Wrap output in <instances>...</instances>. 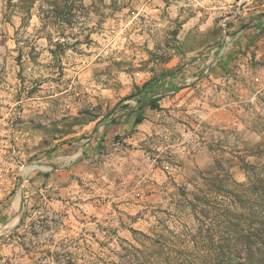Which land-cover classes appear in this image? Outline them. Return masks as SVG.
<instances>
[{
  "label": "rangeland",
  "instance_id": "374dc122",
  "mask_svg": "<svg viewBox=\"0 0 264 264\" xmlns=\"http://www.w3.org/2000/svg\"><path fill=\"white\" fill-rule=\"evenodd\" d=\"M260 19L264 0H0V264H92L131 229L189 227L194 171L246 181ZM154 80L158 108L138 106Z\"/></svg>",
  "mask_w": 264,
  "mask_h": 264
},
{
  "label": "trees",
  "instance_id": "16d2710c",
  "mask_svg": "<svg viewBox=\"0 0 264 264\" xmlns=\"http://www.w3.org/2000/svg\"><path fill=\"white\" fill-rule=\"evenodd\" d=\"M154 82L143 84L145 96L138 106L158 108ZM141 119L136 115L135 123ZM243 164L244 182L236 181L226 168L210 166L194 171L193 190L177 187L175 197H180L174 204L181 209L179 217L191 222L186 230L157 234L153 228L150 233L131 229L133 241H121L111 254H96L92 264H264V163Z\"/></svg>",
  "mask_w": 264,
  "mask_h": 264
}]
</instances>
